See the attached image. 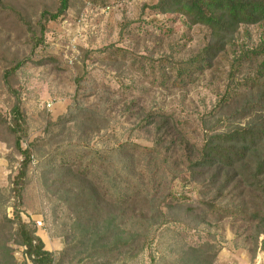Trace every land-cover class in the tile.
<instances>
[{"label": "rangeland", "instance_id": "1", "mask_svg": "<svg viewBox=\"0 0 264 264\" xmlns=\"http://www.w3.org/2000/svg\"><path fill=\"white\" fill-rule=\"evenodd\" d=\"M1 1L0 77L4 68L29 59L11 80V85L20 92L27 117L28 137L22 143L23 148L37 141L47 142L61 133L60 127L54 128L47 137L45 129L49 119L56 122L67 114H89L94 122L80 130H75L74 124H68L62 136L50 141L51 147L32 149L34 162L29 168L20 213L25 223L34 224L36 235L39 233L44 238L45 250H50L58 258L65 242L72 246L76 240L71 238V222L66 218L65 209L58 207L56 198L40 184L36 167L41 155L79 141L89 157L94 152H101L104 158L105 153L122 143L150 149L153 146L151 127L139 123L150 110H160L172 116L174 123L179 124L177 133L182 141L173 142L169 138L158 152L159 157L150 161L149 167H145L149 160L137 161L141 167L138 174L143 173L154 199L172 194L175 202L183 196L185 201H179L182 209L201 211L199 195L187 174L186 160L196 157L211 135L264 122V109L242 112V102L219 107L225 90L236 89L235 81L229 77L232 49L228 48L203 75L193 76L183 86L172 87L168 83L163 88L153 81V76L158 77V61L163 57L180 61L195 56L206 44L208 32L202 27L189 29L182 17L163 16L150 10L158 0H104L103 5L98 0H71L66 14L47 24L44 44L35 50H32L31 34L37 32L36 22L44 10L54 12L58 0ZM260 34L256 27H242L237 46H255ZM109 48L126 52L125 59L122 60L120 55L115 57ZM99 51L102 53L98 54ZM86 52L90 56L85 55ZM165 72L171 74L167 69ZM251 73L250 64L244 63L236 71L237 82ZM79 77L84 79L77 86L75 81ZM125 89L131 90L127 93ZM130 101L134 106L129 109ZM11 104L12 97L0 79L2 116L8 117ZM1 139L8 143L0 142V190L8 192L20 157L13 152L12 140L0 127ZM263 152V148L258 150L259 154ZM163 156H166V163L161 162ZM116 163L117 159H114L111 165L118 167ZM154 170L159 175L155 176ZM239 192L230 193L223 204L241 206L248 213L261 208L257 193L250 189L243 191L242 195ZM7 214L10 217V209ZM246 216L238 214L218 221V216L208 215L206 225L198 227L202 231L195 233L192 230L195 216L188 218L185 213L180 225L171 226L170 232L161 235L158 244L128 264H150V257H167L175 248L174 242L177 247L181 240L183 245H212L217 251L214 264H264V252L258 245L263 234L249 223ZM38 220L42 221L41 229L35 226ZM171 232H177V241L171 239ZM58 247L59 252L53 251ZM12 248L18 264H31L22 248ZM120 260L113 255L108 261L119 264ZM63 264L88 262H69L67 259Z\"/></svg>", "mask_w": 264, "mask_h": 264}, {"label": "trees", "instance_id": "2", "mask_svg": "<svg viewBox=\"0 0 264 264\" xmlns=\"http://www.w3.org/2000/svg\"><path fill=\"white\" fill-rule=\"evenodd\" d=\"M98 2L103 5L104 0ZM70 6L71 0H58L54 12L44 10L41 13L36 22L37 32L31 34L32 50L44 44L47 24L63 17ZM150 10L163 16L182 17L189 29L202 27L208 32L206 44L195 56L180 61L161 58L157 64L158 77L153 76L156 84L163 88L168 83L172 87L183 86L193 76L203 75L211 69L214 62L230 48L234 54L229 77L235 81L236 89L225 90L219 107L242 102V112L264 109V0H158L150 6ZM242 27L260 30L255 46H237V36ZM113 52L115 57L120 55L122 60L125 59L126 52L119 49ZM85 55L90 56V53ZM28 61H18L4 68L0 77L12 97L8 117L0 113V127L12 140L13 152L20 157L10 189L8 192L0 190V264H18L12 246L22 248L31 264H63L67 259L77 263L111 264L108 260L113 255L121 258L119 264H128L152 245L158 244L161 235L170 232L171 226L180 225L185 213L188 218L195 216L192 228L195 233L202 231L198 227L206 225L208 215L218 216V221L238 214L247 215L249 223L263 234L258 245L259 250L264 252V152L258 153L259 149L264 150V122L207 137L197 156L186 160L187 174L199 195L198 206L202 210L182 209L179 201H185L183 196L177 202H174L172 194L156 200L147 187L143 173L138 174L141 167L137 161L149 160L145 166L149 167L150 161L159 157L158 152L169 138L173 142L182 141L177 133L179 124L160 110L148 111L139 122L141 126L151 127L153 146L150 149L122 143L105 153L104 158L101 152H94L89 157L79 141L41 155L36 167L40 184L56 198L58 207L65 209L66 218L71 222V238L76 240L72 246L65 242L58 258L46 251L36 235L34 224L25 223L20 213L29 168L34 162L32 149L51 147L50 141L62 136L68 124H74V129L80 130L94 122L89 114H67L56 122L49 119L45 129L47 137L54 128L60 127L61 133L47 142L39 141L40 146L37 141L24 149L22 143L28 137L27 117L20 92L11 85V80ZM244 63L250 64L252 73L237 82L236 71ZM166 69L170 75L165 72ZM83 79L77 78L76 85L80 86ZM130 90L124 91L128 93ZM242 92L247 97H243ZM129 103L130 109L134 102ZM0 142L8 143L2 139ZM114 159H117L118 167L111 165ZM161 162L166 163V156ZM155 173V176L159 175V172ZM246 189L258 194L261 208L248 213L241 206L223 204L233 191L240 190L242 195ZM8 209L11 210L10 217ZM170 234L172 240L177 239V232ZM182 241L177 247L174 242L175 248L169 251L168 258L163 255L157 259L150 257V264H214L217 251L212 245L190 246L183 245Z\"/></svg>", "mask_w": 264, "mask_h": 264}, {"label": "crops", "instance_id": "3", "mask_svg": "<svg viewBox=\"0 0 264 264\" xmlns=\"http://www.w3.org/2000/svg\"><path fill=\"white\" fill-rule=\"evenodd\" d=\"M37 235H38V237L41 239V241L43 242V244L46 245V242H45L44 238H42V236H40L39 233H38ZM51 245H54V243H51ZM54 247H56V246H54ZM53 251H57V252H59V251H60V250H59V247H58V248H54ZM49 252H51V251L49 250Z\"/></svg>", "mask_w": 264, "mask_h": 264}, {"label": "built area", "instance_id": "4", "mask_svg": "<svg viewBox=\"0 0 264 264\" xmlns=\"http://www.w3.org/2000/svg\"><path fill=\"white\" fill-rule=\"evenodd\" d=\"M50 107V105L48 106ZM35 226L38 228V229H41L43 227V224H42V221L41 220H38L35 222Z\"/></svg>", "mask_w": 264, "mask_h": 264}]
</instances>
